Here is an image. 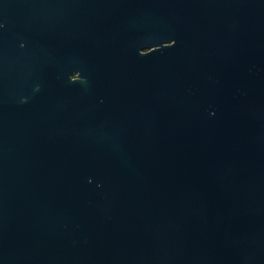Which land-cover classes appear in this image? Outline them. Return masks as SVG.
Here are the masks:
<instances>
[{"label": "water", "instance_id": "1", "mask_svg": "<svg viewBox=\"0 0 264 264\" xmlns=\"http://www.w3.org/2000/svg\"><path fill=\"white\" fill-rule=\"evenodd\" d=\"M0 264H264V0H0Z\"/></svg>", "mask_w": 264, "mask_h": 264}, {"label": "flooded vegetation", "instance_id": "2", "mask_svg": "<svg viewBox=\"0 0 264 264\" xmlns=\"http://www.w3.org/2000/svg\"><path fill=\"white\" fill-rule=\"evenodd\" d=\"M157 46L156 47H158V46H160V44L158 45V44H156ZM152 48H141V49H139L140 51H141V53H147L148 51H150ZM78 75L77 74H75V75H73L72 77L73 78H76Z\"/></svg>", "mask_w": 264, "mask_h": 264}]
</instances>
